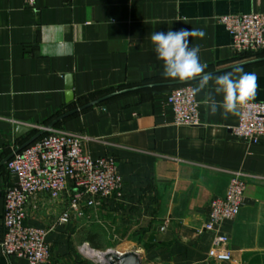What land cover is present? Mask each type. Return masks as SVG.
Listing matches in <instances>:
<instances>
[{"label": "crops", "instance_id": "1", "mask_svg": "<svg viewBox=\"0 0 264 264\" xmlns=\"http://www.w3.org/2000/svg\"><path fill=\"white\" fill-rule=\"evenodd\" d=\"M251 13H264V0H36L34 7L0 0V241L3 195L16 180L5 163L61 118L51 129L79 136L83 154L115 159L121 197L66 225L58 223L65 194L30 202L25 224L48 231L47 264H88L78 246L89 243L81 233L94 223L126 234L127 250L119 253L134 252L141 264H264V138L254 146L235 139L238 113L210 115L203 104L210 88L195 96L198 124L174 125L169 92L197 81L164 78L150 40L159 31L202 30L190 47H200L205 74L242 66L258 77L248 101L264 102V54L236 57L218 22ZM17 126L29 131L17 137ZM233 172L244 176L246 188L236 218L219 228L231 256L221 262L207 258L214 234L203 226L210 201L224 197ZM0 264L28 263L0 248Z\"/></svg>", "mask_w": 264, "mask_h": 264}, {"label": "built area", "instance_id": "2", "mask_svg": "<svg viewBox=\"0 0 264 264\" xmlns=\"http://www.w3.org/2000/svg\"><path fill=\"white\" fill-rule=\"evenodd\" d=\"M34 7L36 0H25ZM230 37L229 48L236 56L264 52V13L230 14L218 18ZM191 85L173 88L166 99L173 116V124L191 127L198 124V110ZM45 135L20 151L13 152L5 170L15 176V183L3 195V235L0 248L6 257H18L28 264H47L50 248L46 242L48 231L25 224L27 205L40 198L58 201L66 195L67 204L58 223L85 217V210L96 211L106 201L121 197L122 179L113 157L92 159L82 153L80 137L68 132L46 130ZM232 136L250 146L264 138V102L247 101L238 108L237 125ZM244 176L233 172L223 198L210 201L205 232L213 233L211 260L228 262V238L220 232L225 221H232L242 206L246 188ZM88 248L83 243L80 251ZM86 255V254H85ZM88 256V255H87Z\"/></svg>", "mask_w": 264, "mask_h": 264}, {"label": "clouds", "instance_id": "3", "mask_svg": "<svg viewBox=\"0 0 264 264\" xmlns=\"http://www.w3.org/2000/svg\"><path fill=\"white\" fill-rule=\"evenodd\" d=\"M204 36L202 30L181 27L175 31L152 33L150 40L157 60L163 62L164 78L181 82L196 80V85L190 89L193 97L210 88L203 98V104L210 115L220 112L226 118L229 114H237L239 106L247 103L254 94L258 77L237 66L232 72L209 78L205 74L207 65L200 60V47H190V38L202 39Z\"/></svg>", "mask_w": 264, "mask_h": 264}, {"label": "rangeland", "instance_id": "4", "mask_svg": "<svg viewBox=\"0 0 264 264\" xmlns=\"http://www.w3.org/2000/svg\"><path fill=\"white\" fill-rule=\"evenodd\" d=\"M87 232H82L81 236L84 237L86 235H88L89 237H91L94 240V243L97 244V246H99V248H95L92 245L88 244V248L91 251H94L96 253H104L107 250H112L113 252L119 253V251H125L127 250V248L123 247L122 241L125 238V235L123 232L119 231V232H115L113 233L111 231L110 226L107 228H103L101 226H97L95 223L94 224H90L87 228H86ZM83 243H79L78 246V252L79 255L82 259H84L88 264H101L99 263V261L97 259L91 258L87 255H85L84 252H86L87 249H84V251H80V247L82 246ZM120 254V253H119Z\"/></svg>", "mask_w": 264, "mask_h": 264}, {"label": "water", "instance_id": "5", "mask_svg": "<svg viewBox=\"0 0 264 264\" xmlns=\"http://www.w3.org/2000/svg\"><path fill=\"white\" fill-rule=\"evenodd\" d=\"M65 81H66V85H65V90H66V94H65V99L66 102L69 103L73 100V94L71 92L72 90V83H71V77L70 76H66L65 77ZM113 96V95H112ZM111 96L105 97L93 104L99 103L101 101H104L105 99L110 98ZM72 113H69L66 116L70 115ZM63 118V117H62ZM61 120L58 119L57 121ZM56 121V122H57ZM51 123L50 125H48L46 128L41 129L40 132L38 134H36L34 137H32L27 143H25L20 149L17 150L20 151L23 148L27 147L28 145H30L31 143H33L37 138H39L40 136H42L46 130H50L54 124L56 123ZM29 131L28 128H24L21 126H17L16 127V136L19 137L24 133H27ZM104 261L105 264H141L140 259L138 257V255L134 252H124V253H116L113 252L112 250H107L106 252H104Z\"/></svg>", "mask_w": 264, "mask_h": 264}, {"label": "bare ground", "instance_id": "6", "mask_svg": "<svg viewBox=\"0 0 264 264\" xmlns=\"http://www.w3.org/2000/svg\"><path fill=\"white\" fill-rule=\"evenodd\" d=\"M85 249H87V248H85ZM84 253L91 258L97 259L99 261V263L105 264L104 253H96V252L91 251L89 249H87L86 252H84Z\"/></svg>", "mask_w": 264, "mask_h": 264}, {"label": "trees", "instance_id": "7", "mask_svg": "<svg viewBox=\"0 0 264 264\" xmlns=\"http://www.w3.org/2000/svg\"><path fill=\"white\" fill-rule=\"evenodd\" d=\"M261 53L264 54V52H261ZM45 134H46V133H45ZM45 134H44V135H45ZM44 135H43V136H44ZM41 137H42V136H41ZM41 137H40V138H41ZM40 138H38V139H40ZM38 139H37V140H38ZM87 238H88V240H89V244H90V245H92V246L95 247V248H99V246H97V244L94 243V240H93L91 237L88 236Z\"/></svg>", "mask_w": 264, "mask_h": 264}]
</instances>
